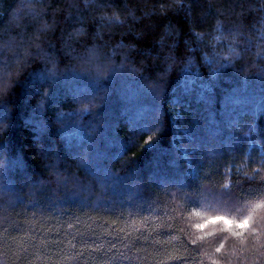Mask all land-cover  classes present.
Segmentation results:
<instances>
[{"label":"clouds","instance_id":"1","mask_svg":"<svg viewBox=\"0 0 264 264\" xmlns=\"http://www.w3.org/2000/svg\"><path fill=\"white\" fill-rule=\"evenodd\" d=\"M215 79L231 70L264 80V0H0V107L46 79L81 81L55 122L96 118L117 77L139 78L157 98L175 72ZM10 123H0V137ZM93 125L90 135H95ZM163 116L129 127L119 171L152 146ZM247 144L201 149L179 181L137 183L123 198L92 171L91 149L37 145L35 171L19 183L0 164V264H264V141L238 123ZM127 149H133L128 151ZM75 203V207H65Z\"/></svg>","mask_w":264,"mask_h":264},{"label":"trees","instance_id":"2","mask_svg":"<svg viewBox=\"0 0 264 264\" xmlns=\"http://www.w3.org/2000/svg\"><path fill=\"white\" fill-rule=\"evenodd\" d=\"M48 86L46 79L34 75L17 90L12 112L0 107V123H10L7 133L0 137V164L14 182L37 169L33 156L37 145L55 147L62 153L66 146L74 151L90 148L92 171L113 185L114 196L123 198L137 183L179 181L188 161L195 164L199 159L197 154L185 152L186 145L199 144L204 149L227 141L244 147L247 141L235 132L238 123L255 121L253 139L264 141V80L244 79L231 70L215 79L204 68L199 74L175 72L159 98L139 78H114L108 84L111 94L96 118L86 117L79 125L72 116L55 122V112L57 105L68 109L69 93L78 92L81 81L73 76L58 80L41 109L38 102ZM157 113L163 116L164 129L158 140L119 174L109 176L110 168L120 167L112 161L125 151L128 128L147 130L156 122ZM93 125H97L95 135H90Z\"/></svg>","mask_w":264,"mask_h":264}]
</instances>
